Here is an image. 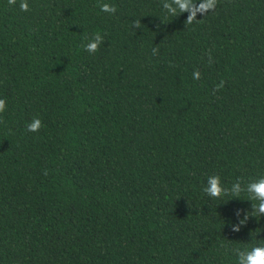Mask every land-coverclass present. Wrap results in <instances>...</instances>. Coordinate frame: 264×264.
<instances>
[{"label": "trees", "instance_id": "obj_1", "mask_svg": "<svg viewBox=\"0 0 264 264\" xmlns=\"http://www.w3.org/2000/svg\"><path fill=\"white\" fill-rule=\"evenodd\" d=\"M164 2L0 0V264H237L264 243V215L232 230L246 193L203 191L264 176V0L191 24Z\"/></svg>", "mask_w": 264, "mask_h": 264}, {"label": "clouds", "instance_id": "obj_2", "mask_svg": "<svg viewBox=\"0 0 264 264\" xmlns=\"http://www.w3.org/2000/svg\"><path fill=\"white\" fill-rule=\"evenodd\" d=\"M10 6H17L22 12L30 11L28 0H8ZM217 4V0H165L163 3V9L167 14L173 17H178L184 12L190 13L187 17L186 24H191L196 21L197 14H206L209 10H214ZM101 11L109 14H114L117 9L114 5L103 3L100 5ZM135 27H141L140 20L134 22ZM104 43V37L97 32L89 42L84 45L85 50L89 53H96L100 46ZM158 49L153 48V54H157ZM212 61L210 60L209 63ZM200 72L196 71L193 74L194 79L200 78ZM224 86V82L221 81L217 85V90ZM7 102L6 99L0 98V113L6 111ZM43 122L40 118L34 117L33 120L27 124V130L29 132H39L43 127ZM47 174V173H45ZM209 197L214 199H222L224 197H242V193L247 194V198L253 201L251 211L244 212L243 209H238L237 216H240L244 212L243 218L240 219L239 224L233 226L232 230L238 232L241 226L245 225L250 217L255 216L259 219L264 215V176L256 180H251L244 184L240 180H237L232 184L230 188L225 187L221 178L218 175H212L208 177L207 186L203 189ZM180 198V197H179ZM178 198V199H179ZM229 200V199H228ZM227 200V201H228ZM226 201V202H227ZM234 252L237 256V264H264V243L258 244L250 249H235Z\"/></svg>", "mask_w": 264, "mask_h": 264}]
</instances>
